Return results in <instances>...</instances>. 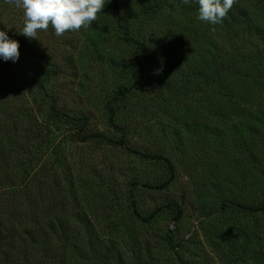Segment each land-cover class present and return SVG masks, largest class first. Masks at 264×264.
<instances>
[{
  "label": "rangeland",
  "instance_id": "1",
  "mask_svg": "<svg viewBox=\"0 0 264 264\" xmlns=\"http://www.w3.org/2000/svg\"><path fill=\"white\" fill-rule=\"evenodd\" d=\"M117 2L120 14L106 3L87 28L57 37L49 26L29 40L19 33L23 10L0 0V30L20 45L18 62L0 59V222L9 227L0 235V264L4 257L10 264H264V213L250 210L264 204V46L255 39L259 52L241 65L249 80L229 77L241 110L228 103L231 114L222 118L212 110L226 99L210 77L220 78L213 69L223 21H200L198 7L184 0H165L144 17L134 0ZM235 6L264 31V0ZM119 20L144 37L142 65ZM141 66L143 86L119 98L114 91L130 86ZM51 102L64 119L52 117ZM107 106L130 148L170 158L176 174L168 187H151L167 178L161 162L76 138L79 122L120 137ZM25 231L47 242L43 254Z\"/></svg>",
  "mask_w": 264,
  "mask_h": 264
},
{
  "label": "trees",
  "instance_id": "2",
  "mask_svg": "<svg viewBox=\"0 0 264 264\" xmlns=\"http://www.w3.org/2000/svg\"><path fill=\"white\" fill-rule=\"evenodd\" d=\"M165 0H134L136 5H138L139 12L141 16H147V15H152L153 13L157 12L160 8H162V5ZM108 6L115 11L116 13L120 14L121 9H120V3L117 2V0H108L107 2ZM235 6L232 10H230L227 14V19L223 20V40L221 39L219 44V51L220 54L218 56V60H215V69L219 72L220 78L217 79L216 81H212V78H215L213 75H211V82H215L216 84H219L222 86V89H220L218 92H214L215 95L217 96H224L226 99L225 102H223V106L220 109H213L212 113L215 114H220V117L222 118H228L231 112H226V107L228 103L232 104L233 106L236 104V101H231L232 95L228 92V90H231L230 86V80L229 77H231V80L234 79V81L240 80V79H248L249 80V70H246V64L252 63L253 62V54L256 52H259L257 49L258 44L261 42V44L264 46V31H261V33L258 30V27L256 24H254V21L251 16H248V14H243L241 13V8ZM255 8H260L259 6ZM261 9V8H260ZM245 24V26H244ZM244 26V27H243ZM117 29L122 32V36L126 39L127 42H132L133 44H136L138 49H136V54H134V59L137 62V66L140 64L142 65V62L139 59V54H145L147 52V46L145 44V41L142 40L144 37H141L139 39L134 38L132 35V30L130 28V24L126 21H121L119 20L117 23ZM257 38L260 40V42L255 41ZM142 40V42H141ZM258 43V44H257ZM218 44V43H217ZM244 64L245 67L241 68V65ZM139 69V70H138ZM142 66L137 67L135 71L131 74V85L130 86H119L118 90H115L116 94L118 95L119 98H125L127 97V92L133 91L134 89L141 88L143 86V77L141 75L142 73ZM138 71V72H137ZM45 75V74H44ZM49 77L45 75L42 77L39 83V88L41 91L45 92L47 90V84L49 82ZM249 82V81H248ZM208 90L205 92L204 97V102H207L206 94ZM231 92V91H230ZM48 94L45 92V95ZM118 97L116 99H118ZM239 99H244V95L239 96ZM244 102V100H242ZM51 106L49 107L50 113L54 119H64L65 113L58 109L55 102H51ZM226 103V104H225ZM244 102L243 104H245ZM109 105V104H108ZM210 105V104H209ZM207 107H210V106ZM240 106V105H239ZM236 107L238 105L236 104ZM107 110H109V125L114 128H118L121 130V135L119 138L114 139L111 137H107L101 133L98 132H92V131H87L86 130V124L84 122H79L77 131L75 133L76 138L81 141V142H86L90 140H95V139H101L104 141H107L108 143L122 147L126 150H128L131 153H135L142 158H148L152 159L158 162H161L162 164L165 165L167 169V178L165 179L164 182L160 184H156L151 186L152 188L155 189H164L168 187L175 179V167L173 162L168 158L167 156L163 154H157V153H145V152H139L136 150H133L132 148L129 147L125 133L123 131L122 125L120 126L118 122L116 121V112L114 109L110 108V106H107ZM238 116L240 115V112L235 109ZM241 110V109H240ZM47 125L45 129H48ZM14 127V126H13ZM34 128V127H32ZM14 129V128H13ZM35 130V129H34ZM11 131V129L9 130ZM8 133V132H7ZM29 165L31 162H28ZM251 212L257 214L260 212L264 213V204L262 206L255 205L254 207L250 208ZM180 217V212L176 215V218ZM61 222H58V227L59 231L62 232L63 234H66V229ZM6 231L9 229L8 226H4L0 222V235L2 232ZM51 229L53 230V233H55L56 229L51 223ZM9 233V232H8ZM26 235L34 243V247H39L41 250L40 252L43 254V252L46 251V241H39V240H34L33 233L26 232ZM12 238L13 236H9ZM6 237V238H9ZM44 237V236H43ZM58 241L63 239L64 237H57ZM70 239H66V243L69 244ZM67 250V248H65ZM45 254V253H44ZM64 259V256H60V260ZM5 263L10 264L11 259L4 257Z\"/></svg>",
  "mask_w": 264,
  "mask_h": 264
},
{
  "label": "clouds",
  "instance_id": "3",
  "mask_svg": "<svg viewBox=\"0 0 264 264\" xmlns=\"http://www.w3.org/2000/svg\"><path fill=\"white\" fill-rule=\"evenodd\" d=\"M23 10L24 23L19 33L29 40H40L38 33L49 26L57 37L68 31L87 28L97 21L108 0H8ZM235 0H184L198 7L197 18L211 25L223 21ZM18 40L0 30V59L16 63L20 57Z\"/></svg>",
  "mask_w": 264,
  "mask_h": 264
}]
</instances>
